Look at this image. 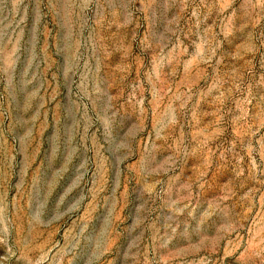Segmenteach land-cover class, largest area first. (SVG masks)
<instances>
[{
  "label": "rangeland",
  "instance_id": "rangeland-1",
  "mask_svg": "<svg viewBox=\"0 0 264 264\" xmlns=\"http://www.w3.org/2000/svg\"><path fill=\"white\" fill-rule=\"evenodd\" d=\"M0 264H264V0H0Z\"/></svg>",
  "mask_w": 264,
  "mask_h": 264
}]
</instances>
